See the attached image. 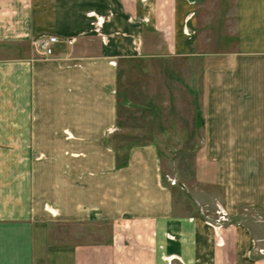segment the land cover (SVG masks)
<instances>
[{"label":"crops","instance_id":"crops-1","mask_svg":"<svg viewBox=\"0 0 264 264\" xmlns=\"http://www.w3.org/2000/svg\"><path fill=\"white\" fill-rule=\"evenodd\" d=\"M185 3L0 0V264H264V223L242 221L243 209L264 215V71L257 93L238 71L208 79V171L199 183L161 181L151 146L130 150L118 166L113 153L107 159L115 124L90 122L92 94L101 116L117 112L105 102L117 78L109 61L138 52L153 29L141 18L163 31L170 7L181 19ZM249 3L264 45V0H240V24L254 19ZM43 34L60 39L48 57L32 45ZM258 62L264 67V57ZM197 204L231 215L220 245ZM61 222L112 231L99 246L52 242Z\"/></svg>","mask_w":264,"mask_h":264},{"label":"rangeland","instance_id":"rangeland-1","mask_svg":"<svg viewBox=\"0 0 264 264\" xmlns=\"http://www.w3.org/2000/svg\"><path fill=\"white\" fill-rule=\"evenodd\" d=\"M239 1L186 0L185 16L179 19L170 7L164 18L166 28L159 32L149 16L141 18L153 29L145 30L138 52L120 62L109 61L117 69V78L114 88L105 93V102L107 110L114 104L115 116H101V109L94 108L101 107V99L92 94L91 111L96 114L91 112V124H115L107 131L108 160L113 153L118 166L125 165L130 150L151 146L157 153L161 181L178 186L177 177L182 175L200 182L208 171L203 161L209 151L204 117L211 97L208 79L238 71L249 79L251 92L257 93L259 74L264 71L258 62L264 55L257 49L264 45L257 42L256 5L248 4L249 11H255L254 19L249 16L240 24ZM197 209L220 245L231 215L221 205L212 213L202 205L197 204ZM242 218L264 223V215L250 209H243ZM111 231L109 224L101 222H61L50 236L55 243L99 246ZM260 252L264 254V247Z\"/></svg>","mask_w":264,"mask_h":264},{"label":"built area","instance_id":"built-area-1","mask_svg":"<svg viewBox=\"0 0 264 264\" xmlns=\"http://www.w3.org/2000/svg\"><path fill=\"white\" fill-rule=\"evenodd\" d=\"M60 42L59 37L55 35H38L32 41V45L35 51L44 57L51 56L53 54V47L57 43ZM68 44H72L74 42L73 38L66 39L65 41Z\"/></svg>","mask_w":264,"mask_h":264}]
</instances>
